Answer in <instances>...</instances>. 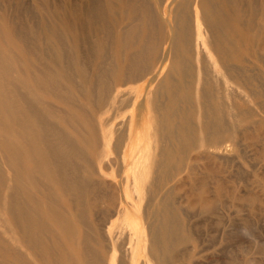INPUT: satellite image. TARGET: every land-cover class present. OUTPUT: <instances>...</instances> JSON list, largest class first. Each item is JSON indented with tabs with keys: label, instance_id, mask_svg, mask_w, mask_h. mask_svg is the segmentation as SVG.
Listing matches in <instances>:
<instances>
[{
	"label": "bare ground",
	"instance_id": "bare-ground-1",
	"mask_svg": "<svg viewBox=\"0 0 264 264\" xmlns=\"http://www.w3.org/2000/svg\"><path fill=\"white\" fill-rule=\"evenodd\" d=\"M241 139L264 162L257 0H0V264H260L219 212Z\"/></svg>",
	"mask_w": 264,
	"mask_h": 264
},
{
	"label": "rangeland",
	"instance_id": "rangeland-1",
	"mask_svg": "<svg viewBox=\"0 0 264 264\" xmlns=\"http://www.w3.org/2000/svg\"><path fill=\"white\" fill-rule=\"evenodd\" d=\"M261 5H264V1L260 2V0H257ZM248 144V145H247ZM232 155L234 156L233 151H231ZM238 155H235L234 162L235 166L232 167L231 175L233 177H238L237 181L235 182L233 179L229 180V183H227V186L231 191H235V196L238 198L239 201L244 198L246 200L244 201H237L235 203L236 208L238 205L239 217L237 216L236 210L234 208H231L230 211L228 210H220V214L222 215V219L226 222L229 220H239L241 221V217H249L252 219L254 225H255V231L252 233V235H249L248 233H242V239L250 242L252 244H263L264 245V162H262L258 157L256 156V149L255 147L252 148L250 144V140L248 139H241L240 141V150ZM249 160V161H248ZM204 161L202 163L204 164ZM239 162V163H237ZM242 168V169H241ZM217 169V168H216ZM203 167H198L195 171L196 176L198 179H201L203 177ZM244 171V172H242ZM176 178L171 183H178L176 186L180 187L178 196L183 197L186 199V196L190 200V192L192 191L193 187L202 188L204 190V194L208 196H212L213 194H216L217 188L219 187L220 183H216V180H218L222 174L218 173L215 179H212L209 183H193L188 179V170L186 168V165H183L180 169V172H176ZM247 175V176H246ZM249 177V178H248ZM215 180V181H214ZM249 182V183H248ZM251 183V184H250ZM205 184V186H203ZM258 196L259 201L257 203H252L251 200L253 197ZM198 209V208H196ZM245 212V213H244ZM219 214V213H218ZM195 218L193 219V223H196L200 216V212L198 210L195 211ZM239 218V219H238ZM213 220H216V217L213 218ZM244 234V235H243ZM248 243V242H247ZM246 243V244H247ZM203 248L202 255L207 256L208 260L206 258L205 261L212 262L213 259L216 258L214 256V250L209 247V245L203 244L201 246ZM247 258L251 257L257 260H260V264H264V254L262 253H247V252H241L240 258ZM213 258V259H212Z\"/></svg>",
	"mask_w": 264,
	"mask_h": 264
}]
</instances>
